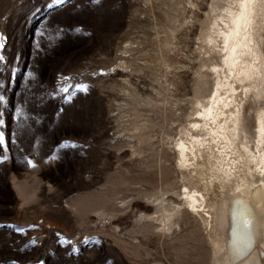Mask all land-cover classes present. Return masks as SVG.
Returning a JSON list of instances; mask_svg holds the SVG:
<instances>
[{
  "label": "rangeland",
  "instance_id": "374dc122",
  "mask_svg": "<svg viewBox=\"0 0 264 264\" xmlns=\"http://www.w3.org/2000/svg\"><path fill=\"white\" fill-rule=\"evenodd\" d=\"M145 1L0 0V264H216L214 235L183 192L204 188L183 175L177 151L213 92V79L198 75L209 65L199 39L215 1L156 0L182 24L169 72L143 65L124 84L121 48ZM123 85L143 100L142 142L118 126ZM263 105L250 103V115ZM243 124L256 152L254 122ZM155 197L179 209L178 228L141 220L155 215Z\"/></svg>",
  "mask_w": 264,
  "mask_h": 264
},
{
  "label": "bare ground",
  "instance_id": "6f19581e",
  "mask_svg": "<svg viewBox=\"0 0 264 264\" xmlns=\"http://www.w3.org/2000/svg\"><path fill=\"white\" fill-rule=\"evenodd\" d=\"M214 1L207 30L199 39L202 61L207 59L209 65L198 75L202 82L211 77L214 88L210 98L196 106L193 126L198 127L192 126L189 136L177 145L178 166L183 175L204 188L205 193L188 187L183 192L191 211L214 235L211 243L216 264H264V107L250 115V103L264 102V0ZM146 5L149 13L146 8L140 12L145 15L139 17L142 22L133 24L128 44L121 48L120 57L125 61L118 64L117 72L126 73L124 84L129 74L139 72L143 65L153 68L162 64L169 72L167 56L173 51V39L182 24L168 16L156 0H146ZM216 56L219 64L213 62ZM122 89L125 99L116 110L118 126L123 134L142 142L148 123L140 118L141 122H135L139 115L135 106H141L143 100L135 90ZM248 118L256 129V152L249 146L248 126L243 124ZM209 193L220 205L217 221L209 212ZM158 197L152 201L155 215L142 214L141 220L149 218L160 223L164 232H171L179 227V209ZM99 215L101 219L107 216L103 212ZM222 225L228 236L226 242L216 231Z\"/></svg>",
  "mask_w": 264,
  "mask_h": 264
},
{
  "label": "snow or ice",
  "instance_id": "6c2138e0",
  "mask_svg": "<svg viewBox=\"0 0 264 264\" xmlns=\"http://www.w3.org/2000/svg\"><path fill=\"white\" fill-rule=\"evenodd\" d=\"M209 43H212V41H208ZM227 50V49H225ZM213 71H215V69H213ZM61 91H65L64 89H61ZM197 107H199V105H197ZM193 127H198V125H194ZM182 146V145H181ZM185 191H187V189H185ZM243 203V202H241Z\"/></svg>",
  "mask_w": 264,
  "mask_h": 264
}]
</instances>
